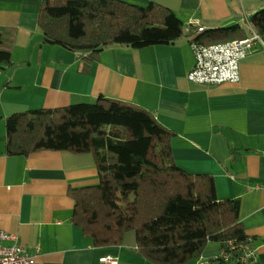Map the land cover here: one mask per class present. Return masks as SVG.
I'll return each mask as SVG.
<instances>
[{
  "label": "crops",
  "instance_id": "obj_1",
  "mask_svg": "<svg viewBox=\"0 0 264 264\" xmlns=\"http://www.w3.org/2000/svg\"><path fill=\"white\" fill-rule=\"evenodd\" d=\"M44 0H0V31L16 32L12 66L0 65V230L16 235L36 264H153L137 253L135 233L120 246L99 247L73 222L71 190L97 185L91 153L6 151V120L41 108L91 103L99 96L139 105L175 133L177 165L214 178L219 199H239L240 218L264 264V48L241 62L238 83L203 85L188 74L195 64L190 37L169 45L106 48L83 71L80 54L45 43L38 25ZM155 2L186 27L224 28L249 17L264 0H125ZM189 29L187 28L186 31ZM220 254L208 246L204 259Z\"/></svg>",
  "mask_w": 264,
  "mask_h": 264
},
{
  "label": "trees",
  "instance_id": "obj_2",
  "mask_svg": "<svg viewBox=\"0 0 264 264\" xmlns=\"http://www.w3.org/2000/svg\"><path fill=\"white\" fill-rule=\"evenodd\" d=\"M248 22L264 37V8ZM38 25L45 43L80 54L84 72L115 45L143 49L186 35L210 45L249 36L239 24L186 27L163 5L125 0H44ZM15 40V31H0V65L12 66ZM6 127L9 155L93 154L99 183L72 189L71 196L73 222L95 246H120L133 232L137 253L153 264H204L210 243L220 245V254L208 264H257L254 238L241 222L240 200L219 199L213 177L179 167L173 156L175 133L151 111L99 96L91 103L13 114ZM249 248L254 256L247 257Z\"/></svg>",
  "mask_w": 264,
  "mask_h": 264
},
{
  "label": "built area",
  "instance_id": "obj_3",
  "mask_svg": "<svg viewBox=\"0 0 264 264\" xmlns=\"http://www.w3.org/2000/svg\"><path fill=\"white\" fill-rule=\"evenodd\" d=\"M244 39L204 45L190 36L195 64L188 79L197 84L222 85L238 83L241 80V62L248 56L264 48V37L253 28ZM249 255L255 251L249 248ZM36 256L31 254L16 235L0 230V264H36ZM103 264H118L114 256L101 258Z\"/></svg>",
  "mask_w": 264,
  "mask_h": 264
},
{
  "label": "rangeland",
  "instance_id": "obj_4",
  "mask_svg": "<svg viewBox=\"0 0 264 264\" xmlns=\"http://www.w3.org/2000/svg\"><path fill=\"white\" fill-rule=\"evenodd\" d=\"M212 245H217V244H216V243H210V246H212ZM203 255H204V254H203ZM203 257H204V256H203ZM203 257L201 258V262H204V263H205V261H206L207 259L205 260ZM192 263H193V262H192ZM192 263H191V264H192Z\"/></svg>",
  "mask_w": 264,
  "mask_h": 264
}]
</instances>
